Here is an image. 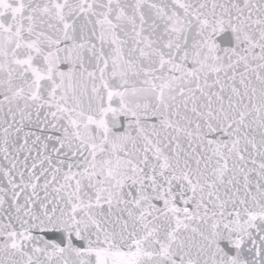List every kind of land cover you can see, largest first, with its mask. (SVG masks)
<instances>
[{
  "label": "snow or ice",
  "instance_id": "obj_1",
  "mask_svg": "<svg viewBox=\"0 0 264 264\" xmlns=\"http://www.w3.org/2000/svg\"><path fill=\"white\" fill-rule=\"evenodd\" d=\"M0 264H264V0H0Z\"/></svg>",
  "mask_w": 264,
  "mask_h": 264
}]
</instances>
